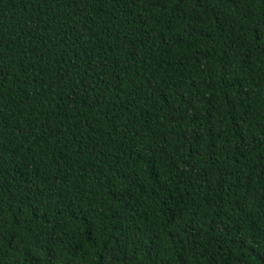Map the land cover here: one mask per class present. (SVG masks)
<instances>
[{
  "label": "trees",
  "instance_id": "obj_1",
  "mask_svg": "<svg viewBox=\"0 0 264 264\" xmlns=\"http://www.w3.org/2000/svg\"><path fill=\"white\" fill-rule=\"evenodd\" d=\"M0 264H264V0H0Z\"/></svg>",
  "mask_w": 264,
  "mask_h": 264
}]
</instances>
